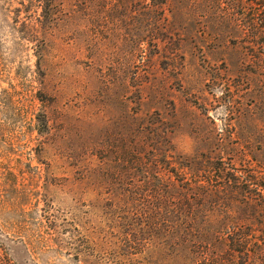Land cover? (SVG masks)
Here are the masks:
<instances>
[{"label":"rangeland","instance_id":"374dc122","mask_svg":"<svg viewBox=\"0 0 264 264\" xmlns=\"http://www.w3.org/2000/svg\"><path fill=\"white\" fill-rule=\"evenodd\" d=\"M0 263L264 264V0H0Z\"/></svg>","mask_w":264,"mask_h":264},{"label":"trees","instance_id":"16d2710c","mask_svg":"<svg viewBox=\"0 0 264 264\" xmlns=\"http://www.w3.org/2000/svg\"><path fill=\"white\" fill-rule=\"evenodd\" d=\"M38 123H39V121H38ZM39 132V131H38ZM1 264V263H0Z\"/></svg>","mask_w":264,"mask_h":264}]
</instances>
